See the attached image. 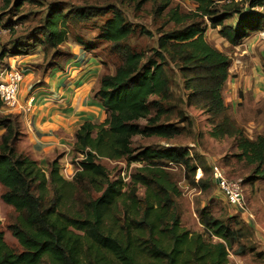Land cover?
<instances>
[{"label":"trees","instance_id":"1","mask_svg":"<svg viewBox=\"0 0 264 264\" xmlns=\"http://www.w3.org/2000/svg\"><path fill=\"white\" fill-rule=\"evenodd\" d=\"M24 1L31 0H16L13 7L18 9ZM146 1L139 0L135 9ZM192 1L196 6L192 12L171 7L170 0H162L156 8L159 16L166 11L167 22L176 28L161 33L145 66V54L129 45L136 31L115 4L68 13L51 7L34 28L42 35L36 42L43 45L45 55L53 51L47 66L60 68L61 60L70 56L62 46L70 23L90 17L103 19L109 14L98 38L109 44L118 63L113 73L101 76L95 93L106 119L98 124L84 122L75 133L74 157L82 154L84 158L77 163L71 180L60 174L58 158L42 168L20 148L21 122L17 115L0 118V200L15 214L7 230L21 248L18 252L8 246L0 228V264H229L235 244L242 247L235 254H245L241 240L250 230L238 218L233 217L231 222L228 217L224 222L205 209L201 211L200 224L217 239L215 242L181 225L175 201L180 191L168 167H183L200 190L210 184L206 179L195 183L197 165L187 150H141L132 158L141 166L130 175L127 189L122 178L111 180L99 163L101 158L116 161L130 157L134 136L169 141L179 134L170 123L176 107L165 66L171 62L185 78L188 103L209 114L210 137L233 138L238 151L235 158L252 168L254 178L264 179V135L250 138L232 119L222 95L230 58L203 37L205 20L212 28H219V35L232 47L253 33L264 32V9L257 10L264 6V0ZM10 3L5 0L2 7ZM230 15L237 17L233 27L225 24ZM12 27L8 26L10 32ZM140 33L149 34L143 29ZM75 42L89 53L94 46L80 36H75ZM151 97L155 98L150 101ZM140 119L146 120L143 128L135 123ZM140 187L144 189L142 197L137 193Z\"/></svg>","mask_w":264,"mask_h":264},{"label":"rangeland","instance_id":"2","mask_svg":"<svg viewBox=\"0 0 264 264\" xmlns=\"http://www.w3.org/2000/svg\"><path fill=\"white\" fill-rule=\"evenodd\" d=\"M15 1L11 0L10 5L3 8L2 5H4L5 0H0V31H2L0 33V72L8 66L4 61L8 60L9 57L17 54L22 56L20 57L21 60H26V62L21 63V60H19L12 64L13 67L22 71L23 80L20 84L22 85V93L27 92L29 86H38L42 83L44 77L42 72L45 63L53 55L52 50H49L45 55L43 45L36 42L42 39V35L34 32V28L41 24L51 7H59L65 13H68L83 7L117 5L136 31L130 39L129 45L131 48L145 54L142 66H145L147 57L150 55L151 50L155 48L156 40L161 33L176 28L172 22H167L164 16L166 11L161 16L156 14V8L161 5L162 0H148L139 9H135V5L139 0H126L122 3L118 0H31L24 1L18 9L13 7ZM170 5L171 7H179L183 12H192L196 9L192 0H170ZM107 17H109V14L105 16V18ZM105 18L90 17L84 22L70 23L67 40L62 44L64 50L68 49L70 52V47L77 45L75 36L82 37L85 42L94 43L93 49H90V54L96 56L99 63L103 64V74L113 73L114 67L118 63V59L111 53L109 44L98 38L100 26ZM236 23V16L230 15L225 19V24L228 26L233 27ZM10 24L14 29L11 32L7 31ZM6 26L7 28H4ZM204 28L203 37L207 43L226 54L231 61L229 65L230 77H228L222 91L224 102L228 105L229 114L248 137L254 138L257 134L264 135V34L255 35L243 43L241 41L238 45L240 47L237 49L230 46L219 35V28H212L206 20ZM140 29L147 31L149 34H141ZM165 68L175 98L173 105L176 107L174 114L170 117V123L179 129V134L169 141L156 136H134L131 139L132 154L130 157H123L116 161L101 158L99 163L107 169L111 180H115L117 177L123 178L124 189H127L129 187V176L141 166L140 162L134 161L132 158L141 150L171 147L187 150L192 163L197 165L194 174L195 183L199 179H206L210 181V184L206 190H200L198 186L191 183V176L183 167L173 165L168 167L180 191L175 201L181 225L189 231L202 233L205 239L215 242L217 239L210 237L200 224L201 211L205 209L210 215L224 222L228 217L231 222L233 217L238 218L250 230V234L241 240L243 247L246 249L245 254L236 255L235 253L240 251L242 247L235 244L228 257L229 264H240L234 261L237 257L241 258L246 264H262L264 179L254 178L252 168L245 166L243 162L235 158L238 151L233 138L214 139L210 137L209 114L196 105L188 103V92L184 89L185 78L180 69L176 66V63L171 62H168ZM250 75L252 76V82L251 79L247 82L246 77ZM237 76L240 80L235 84L234 78ZM154 98L151 97L150 101ZM1 106L0 102V108ZM179 112L182 113L181 117L178 116ZM152 113H154L153 110ZM3 115L7 114L0 113V118ZM135 123L143 128L146 125V120L140 119ZM54 157L59 158L57 152L48 156L47 161L45 159H36V161L40 167L46 168L47 163L52 161ZM79 161V154L74 158L59 160L60 174L63 178L72 179L78 169L77 163ZM199 162L203 163L199 164ZM213 165L219 167L227 179L240 182L247 209L256 215L261 229L250 224V222L243 221V216L227 204L223 194L212 180L211 167ZM198 169H200V172H198ZM198 175L199 178L196 179ZM143 192L144 189L140 187L137 192L138 196L142 197ZM14 218L15 214L11 207L6 206L0 200V228L4 233V241L8 246L19 252L21 248L7 230L8 224L14 222ZM245 219L247 220V218ZM231 255L234 257H231Z\"/></svg>","mask_w":264,"mask_h":264},{"label":"crops","instance_id":"3","mask_svg":"<svg viewBox=\"0 0 264 264\" xmlns=\"http://www.w3.org/2000/svg\"><path fill=\"white\" fill-rule=\"evenodd\" d=\"M258 34H264V32L253 33L242 43ZM234 47L238 49L240 46ZM68 53L70 56L61 60L60 68L58 66L49 67L47 62L45 63L42 72L44 77L40 85H31L27 88L28 91L23 93L21 92L22 85H20L18 100L22 109L5 111L2 106L0 108L2 114L19 117L21 122L19 146L27 150L26 152L35 160L45 159L47 161V157L56 152L60 161L74 158L75 133L79 127L84 122L98 124L106 118V113L94 94L103 74V66L99 63V59L78 45H72ZM20 57L22 56L17 54L9 57L4 63L12 65L21 60ZM22 62L26 60H21ZM238 76L234 78L235 84L240 80ZM246 78L247 82L250 79L252 82L251 75ZM2 133L3 129L0 128V136ZM251 213L254 217L253 221L246 220L244 216L241 217L242 220L261 229L256 215L252 211ZM261 248V261L264 264L263 237ZM231 257L234 256L231 255ZM234 261L246 264L239 257Z\"/></svg>","mask_w":264,"mask_h":264},{"label":"built area","instance_id":"4","mask_svg":"<svg viewBox=\"0 0 264 264\" xmlns=\"http://www.w3.org/2000/svg\"><path fill=\"white\" fill-rule=\"evenodd\" d=\"M263 9L264 6L257 10L261 11ZM7 31L10 30L8 29ZM1 32L2 31H0V33ZM22 80V71L16 69L12 65L6 66L5 69L0 72V102L5 110L15 111L22 109L18 100V92ZM79 158L83 159L84 155L79 154ZM198 172H200V169H198ZM211 173L215 186L221 191L227 204L230 207L235 208V212L241 214L248 220L253 221L254 217L247 209L240 182L227 179L224 172L216 165L211 167ZM198 178L199 175L196 179ZM216 180H218V183H216Z\"/></svg>","mask_w":264,"mask_h":264},{"label":"water","instance_id":"5","mask_svg":"<svg viewBox=\"0 0 264 264\" xmlns=\"http://www.w3.org/2000/svg\"><path fill=\"white\" fill-rule=\"evenodd\" d=\"M216 183H218V180H216Z\"/></svg>","mask_w":264,"mask_h":264}]
</instances>
